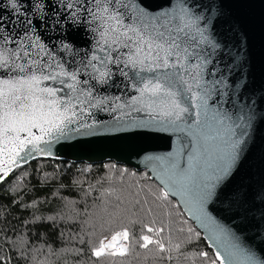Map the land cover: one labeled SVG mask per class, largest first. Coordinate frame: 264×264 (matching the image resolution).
I'll return each instance as SVG.
<instances>
[{
  "label": "snow or ice",
  "instance_id": "snow-or-ice-1",
  "mask_svg": "<svg viewBox=\"0 0 264 264\" xmlns=\"http://www.w3.org/2000/svg\"><path fill=\"white\" fill-rule=\"evenodd\" d=\"M226 8L225 0H0V185L20 172L7 197L29 214L26 225L55 228L73 219L38 215L41 202L20 197L31 161L57 158L58 146L87 138L164 133L169 150L134 154V166L155 190L134 180L130 207L117 197L111 211L105 208V223L118 230L95 243L82 238L89 259L139 247L155 249L166 264L181 257L191 264H264V249L247 243L239 212L225 223L217 211L221 205L231 211L240 198L230 185L249 151L257 107L250 96L241 106L233 91L237 73L247 88V60L217 30ZM229 31L243 42L238 23ZM259 99L264 105V94ZM110 168L121 181L138 174ZM83 183L72 180L76 187ZM176 209L188 219L177 221ZM126 215L137 219L125 224ZM189 220L196 227L185 228ZM0 223L6 225L7 214ZM21 240L19 254L26 257L27 240L18 237L11 246ZM201 240L206 250L185 253ZM0 264L10 258L0 255Z\"/></svg>",
  "mask_w": 264,
  "mask_h": 264
},
{
  "label": "trees",
  "instance_id": "trees-1",
  "mask_svg": "<svg viewBox=\"0 0 264 264\" xmlns=\"http://www.w3.org/2000/svg\"><path fill=\"white\" fill-rule=\"evenodd\" d=\"M111 165L117 168L127 167L131 172L138 174L135 177H125L121 181L118 175H112ZM106 166L109 167L106 168ZM23 171L28 174L23 182L27 186V191L23 187L20 190V197L24 202L31 203L33 199H38L41 202L38 215L41 213L45 216L63 214L73 219L63 223L58 222L55 228L49 226L37 230L26 225L24 221L30 219L29 214L16 208L15 205H10V198L7 197V189L16 182V176L20 175L18 171L7 184L0 185V196L4 197L0 200V204L4 207V210L0 211V221L7 214L6 225L0 223V228L3 229V232H0V255L10 258V264H93V261L95 264H166L158 258L155 249L148 251L139 247L130 249L124 256H106L99 261L95 258L90 260V246L81 244L82 238L91 239L95 243L105 235L110 238V230H118L115 225L105 223L108 219L105 208L111 211L117 204V197L124 201L120 205L122 208L130 207L129 201L133 198L132 194L138 191V188L133 185L134 180L140 181L142 185L151 186L155 190L156 185L143 177V171L112 161L103 164H87L54 159L32 161L24 166ZM45 174L48 177L46 183H44ZM74 178L84 181L82 186H73ZM41 183L44 184L43 187ZM89 185L92 187L89 188ZM113 189L114 191H111L109 195V191ZM54 192L57 195H53ZM86 192L89 194L85 195ZM144 195L143 192L140 193L141 198ZM61 197H67L68 200L74 201V204L66 206ZM175 203L176 201L172 200V204ZM179 211V209L174 211L177 221L188 219L186 215L179 216ZM123 219L124 223L128 224L130 220H136L137 217L126 215ZM102 223L103 227H101ZM180 226L179 223L174 225V227ZM183 226L196 227L190 220ZM5 235L9 238L7 243L3 239ZM18 237L28 241L26 257H21L19 254L22 240L15 246H11ZM197 247L207 249L205 242L201 240L187 246L185 253H191ZM81 248L84 250L83 255H77V250ZM174 264H191V261L181 257L176 259ZM196 264H200V261L197 260Z\"/></svg>",
  "mask_w": 264,
  "mask_h": 264
},
{
  "label": "water",
  "instance_id": "water-1",
  "mask_svg": "<svg viewBox=\"0 0 264 264\" xmlns=\"http://www.w3.org/2000/svg\"><path fill=\"white\" fill-rule=\"evenodd\" d=\"M152 2L161 3L162 0H152ZM225 3L228 15L217 22V30L229 40V48L233 44H238L241 48L238 54L246 57L247 60L242 68L243 73L247 74V88L240 87L244 80L240 73H237L234 79L239 83L234 86L233 91L236 96L241 97L239 100L241 106L250 96L256 101L257 107L249 151L230 185V191L237 193L240 198L236 199L231 211H223V205L217 211L225 223L230 222L238 211L240 218L244 220L241 227L247 243L260 252L264 249V220L261 219L264 215V121L261 120V117H264V105L259 99L264 94V0H225ZM236 23L242 30V43L240 37L234 36L229 31V28ZM171 143L169 134L164 133L150 136L142 134L100 136L58 146L57 158L54 160L87 164L112 161L143 171L134 166V154L142 150L164 152L169 150ZM258 233L262 234L258 235Z\"/></svg>",
  "mask_w": 264,
  "mask_h": 264
},
{
  "label": "rangeland",
  "instance_id": "rangeland-1",
  "mask_svg": "<svg viewBox=\"0 0 264 264\" xmlns=\"http://www.w3.org/2000/svg\"><path fill=\"white\" fill-rule=\"evenodd\" d=\"M110 239V238H109ZM118 243H120V241H118Z\"/></svg>",
  "mask_w": 264,
  "mask_h": 264
}]
</instances>
